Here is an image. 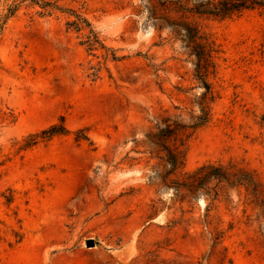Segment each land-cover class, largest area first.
I'll return each mask as SVG.
<instances>
[{"label": "rangeland", "instance_id": "374dc122", "mask_svg": "<svg viewBox=\"0 0 264 264\" xmlns=\"http://www.w3.org/2000/svg\"><path fill=\"white\" fill-rule=\"evenodd\" d=\"M176 1L0 0V264H264V10Z\"/></svg>", "mask_w": 264, "mask_h": 264}, {"label": "trees", "instance_id": "16d2710c", "mask_svg": "<svg viewBox=\"0 0 264 264\" xmlns=\"http://www.w3.org/2000/svg\"><path fill=\"white\" fill-rule=\"evenodd\" d=\"M192 0H177L175 3H172L171 8L168 10V13H171L173 17L167 18V21L174 27H176L180 35L187 40L190 44L198 42L203 48V51L206 56V67H203L205 78L210 73V64L213 63V53H214V43L210 41L209 37L201 33V27L199 25L200 18L208 17L214 18L217 20H229L234 17L242 15L248 10L263 9L264 10V0H205L198 5L191 6ZM87 23V21L79 16L78 20L74 23L78 31H82L85 28H82V24ZM88 45L91 49L97 47L98 44H101V41L97 37L93 29H90V36L88 39ZM199 72L201 66L197 64ZM214 67V66H213ZM203 73V72H202ZM209 107V105L207 106ZM208 117L210 110L206 107L202 108ZM207 120V118H206ZM60 124H54L50 128L43 130L40 134H35L32 136V142L36 144L38 139L43 141L51 140L52 138L60 135H66L69 133L68 129L65 126V118L60 119ZM168 127L167 129H169ZM184 146V144L182 145ZM181 145L175 144V149L172 153L171 159L168 160V164L171 165L174 171L181 168L184 164V151L180 150ZM204 166L201 170L207 168ZM217 177L224 178L225 174L222 175H213V178Z\"/></svg>", "mask_w": 264, "mask_h": 264}, {"label": "water", "instance_id": "95a60500", "mask_svg": "<svg viewBox=\"0 0 264 264\" xmlns=\"http://www.w3.org/2000/svg\"><path fill=\"white\" fill-rule=\"evenodd\" d=\"M87 245H88L89 247H93V246H95V242L92 241V240H89V241L87 242Z\"/></svg>", "mask_w": 264, "mask_h": 264}]
</instances>
